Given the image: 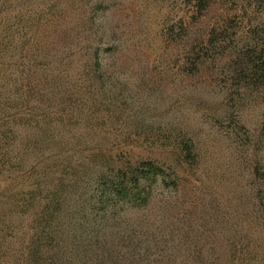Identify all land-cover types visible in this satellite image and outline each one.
Wrapping results in <instances>:
<instances>
[{
	"label": "rangeland",
	"instance_id": "374dc122",
	"mask_svg": "<svg viewBox=\"0 0 264 264\" xmlns=\"http://www.w3.org/2000/svg\"><path fill=\"white\" fill-rule=\"evenodd\" d=\"M199 1L0 0V264H264V0Z\"/></svg>",
	"mask_w": 264,
	"mask_h": 264
},
{
	"label": "trees",
	"instance_id": "16d2710c",
	"mask_svg": "<svg viewBox=\"0 0 264 264\" xmlns=\"http://www.w3.org/2000/svg\"><path fill=\"white\" fill-rule=\"evenodd\" d=\"M197 7L202 8L199 0H195ZM257 63L254 64L256 66ZM164 170L158 165L153 164L150 161H141L138 163L136 167H128V169L122 172L121 177H117L116 175L114 179L109 181V192L115 198L132 196L134 194L133 187L136 186L138 179H144L153 175H164ZM173 182V181H172ZM137 200L143 199V196H140L138 192H136Z\"/></svg>",
	"mask_w": 264,
	"mask_h": 264
}]
</instances>
